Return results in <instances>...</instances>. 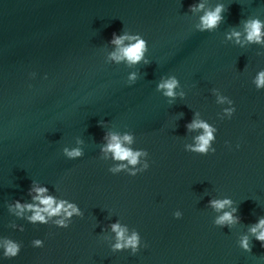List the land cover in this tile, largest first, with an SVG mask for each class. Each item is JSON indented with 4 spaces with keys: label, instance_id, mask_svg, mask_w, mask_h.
Returning <instances> with one entry per match:
<instances>
[{
    "label": "water",
    "instance_id": "obj_1",
    "mask_svg": "<svg viewBox=\"0 0 264 264\" xmlns=\"http://www.w3.org/2000/svg\"><path fill=\"white\" fill-rule=\"evenodd\" d=\"M217 5L223 19L201 30ZM253 19L264 24V0H0V264H264L250 232L264 218ZM113 33L145 40L143 59H110ZM169 78L174 97L158 89ZM193 120L213 129L206 153L191 150ZM113 135L142 153L135 165L106 150ZM38 187L77 212L31 221L16 203L43 207ZM225 212L233 222L217 224ZM113 224L137 235L135 250L114 247Z\"/></svg>",
    "mask_w": 264,
    "mask_h": 264
},
{
    "label": "clouds",
    "instance_id": "obj_2",
    "mask_svg": "<svg viewBox=\"0 0 264 264\" xmlns=\"http://www.w3.org/2000/svg\"><path fill=\"white\" fill-rule=\"evenodd\" d=\"M203 9L202 4L190 5V10H200ZM223 11L222 5H217L213 10L205 12V14L200 18V29L201 30H211L215 28L219 22L223 19L221 13ZM264 27L261 21L258 19H253L246 23V39L249 42L254 43H264L262 37H264V33L261 32V28ZM240 33L231 32L228 36L229 39L236 38L237 42H239ZM127 40L129 43L127 45L124 44V41ZM111 44L116 46V51L110 54V59L120 62L122 60H126L128 64H136L140 62L144 53L147 50L146 42L138 35H117L113 33L110 41ZM147 63V61H145ZM130 80L135 79V74H131L129 77ZM255 84L257 88L264 87V71H261L257 74L255 79ZM177 80L175 78H169L164 80L158 85V89L164 90V95L167 97H174L175 91L174 89L177 87ZM230 111V110H226ZM190 130L195 129H203V133L195 138V145L191 146V150L199 153H206L209 148L210 141L213 139L212 132L213 129L203 121L193 120L190 125H188ZM123 141L131 143V137L125 135L123 137ZM107 151H111L113 153V157L116 160H128V162L132 165L137 163V158L142 153L141 152H133L132 150L122 146L120 137L113 135L111 137V141L107 145ZM66 154L69 157H78L80 156V151L78 149H73L72 151H68L65 149ZM32 191L36 193L33 197L34 201H38L39 205L43 207H39L36 204H27L21 205L19 202L16 203L17 209L21 211L24 209H29L34 211V215L30 217V220L33 222H44L45 217L41 213H48L49 215H56L61 212L64 213L65 216H71L73 213L77 212V208L72 204H66L65 201L56 202L53 197L45 196L44 193L47 191L44 187L33 188ZM231 203L230 200H213L210 201L212 207L217 210H221L225 208L226 205ZM235 209H233V212ZM231 224L233 222V215L230 212H225L222 216H220L216 223ZM58 224L63 225V221H57ZM112 230L116 233L117 243L114 245L116 249H120L122 247H132L135 250L136 245L138 244V237L135 233H133L130 237H125V229L121 228L119 224H113ZM250 232L255 236V239L261 243V246L264 247V218H261L253 227L250 228ZM37 245L40 244V241H35ZM241 247L246 251L248 250V240L247 237L241 240ZM18 252V246L8 242L5 248V256L14 257Z\"/></svg>",
    "mask_w": 264,
    "mask_h": 264
}]
</instances>
